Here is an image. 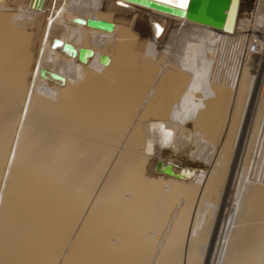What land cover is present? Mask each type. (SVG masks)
Segmentation results:
<instances>
[{"label": "bare ground", "instance_id": "obj_1", "mask_svg": "<svg viewBox=\"0 0 264 264\" xmlns=\"http://www.w3.org/2000/svg\"><path fill=\"white\" fill-rule=\"evenodd\" d=\"M49 1L0 0V264H264V74L244 63L264 0L232 33Z\"/></svg>", "mask_w": 264, "mask_h": 264}, {"label": "water", "instance_id": "obj_2", "mask_svg": "<svg viewBox=\"0 0 264 264\" xmlns=\"http://www.w3.org/2000/svg\"><path fill=\"white\" fill-rule=\"evenodd\" d=\"M138 6L150 8L171 16L185 18L189 21L203 24L211 28L223 30L226 33H232L236 19L238 0H188V4L184 9H176L165 6L156 2V0H122ZM86 26L89 28L111 31L114 27L113 23L101 20H86ZM89 52L86 49H80L78 59L84 60V56ZM105 56H100L101 63L106 62ZM155 170L163 172L166 175L179 178L180 174H174L170 165L160 166L158 161Z\"/></svg>", "mask_w": 264, "mask_h": 264}, {"label": "rangeland", "instance_id": "obj_3", "mask_svg": "<svg viewBox=\"0 0 264 264\" xmlns=\"http://www.w3.org/2000/svg\"><path fill=\"white\" fill-rule=\"evenodd\" d=\"M52 1L53 0H50L49 1V6L51 5V3H52ZM252 7H254L253 6V4H252ZM258 7V9H257V11H256V13H257V17H260V16H263V17H261V19H259L258 20V22H259V26L260 27H263V29L261 30L260 29V32L261 33H254L255 35H257V39L258 40H260L263 44H264V6H257ZM251 8V7H250ZM249 8V9H250ZM253 9V8H252ZM262 9V10H261ZM248 10V9H247ZM255 12V7H254V9L253 10H249L248 11V13H250L251 15H250V18L248 17V19L250 20L251 18H253L252 17V15L254 16V13ZM258 19V18H257ZM247 21L248 23L246 24V26H251L252 25V20L251 21ZM260 20H262V21H260ZM251 22V23H250ZM255 23V22H254ZM250 24V25H249ZM260 37V38H259ZM263 37V38H262ZM253 38H255V37H252V39H250V40H254ZM246 40V39H245ZM245 40H243V43H242V47H244V46H246V44L247 43H250L249 41L247 42V40L245 41ZM246 42V43H245ZM261 43V44H262ZM250 44H253L252 43V41H251V43ZM262 48V50L260 51V53L263 55V58H261L260 59V57H258V56H256V57H249L248 56V59H247V61L245 62L244 61V63L246 64V66H247V69H249V70H247V72L250 74L251 73V75L253 76V75H255L256 76V79H259V76H261V75H263L264 74V45L261 47ZM246 49V47H244V50ZM257 51V50H256ZM250 59V60H249ZM260 60V61H259ZM250 61V62H249ZM215 62V63H214ZM249 62V63H248ZM216 60H211V64L212 65H216ZM249 64V65H248ZM257 65H259L258 67H257ZM262 66V67H261ZM213 67V66H212ZM251 69V70H250ZM212 70V69H211ZM256 70V71H255ZM219 71V73H220V69L218 70ZM263 71V72H262ZM222 72V71H221ZM229 72L230 71H227V73L229 74ZM257 72V73H256ZM226 73V72H225ZM226 73V76L224 75V77H220V78H222V79H220L221 81H226L225 83L227 84L229 81L228 80H230V78H231V75H232V72H231V74L228 76V74ZM223 74V73H222ZM257 74V75H256ZM259 75V76H258ZM228 78V79H227ZM227 79V80H226ZM262 107H264V105L262 106ZM229 109V107L227 106V103H225L223 106H222V108H221V110H219L218 111V113H217V121H216V123H215V127H214V131H218V130H222V128L224 129L225 128V125H226V123H227V120H230L229 121V123H228V127H227V130H226V136L227 137H229V136H231L232 135V132H233V130L235 129V125L237 126V123H238V120H239V113H240V108H239V106L237 107V108H235L234 110H232L231 111V115H232V117H231V119H228V115H230V111L228 110ZM262 110V112H264V108H261ZM261 129V128H260ZM258 131H260L259 129H258ZM227 132H228V134H227ZM207 133V132H206ZM259 134V133H258ZM229 144V143H228ZM227 150H229V151H231L232 152V150L231 149H227ZM233 154H234V152H233ZM232 154V155H233ZM166 155V154H165ZM167 156V155H166ZM166 156H164L163 155V157H166ZM174 156H175V154L173 153V154H171L170 156H168V158L171 160V159H173L174 158Z\"/></svg>", "mask_w": 264, "mask_h": 264}, {"label": "snow or ice", "instance_id": "obj_4", "mask_svg": "<svg viewBox=\"0 0 264 264\" xmlns=\"http://www.w3.org/2000/svg\"><path fill=\"white\" fill-rule=\"evenodd\" d=\"M156 2L176 9H184L188 4V0H156ZM116 3L121 4L122 0H116ZM160 31V26L156 25L157 35H159Z\"/></svg>", "mask_w": 264, "mask_h": 264}, {"label": "built area", "instance_id": "obj_5", "mask_svg": "<svg viewBox=\"0 0 264 264\" xmlns=\"http://www.w3.org/2000/svg\"><path fill=\"white\" fill-rule=\"evenodd\" d=\"M257 47H258V45L257 44L256 45L254 44V45H251L250 46V49H251L252 52H254V51H256V48Z\"/></svg>", "mask_w": 264, "mask_h": 264}]
</instances>
